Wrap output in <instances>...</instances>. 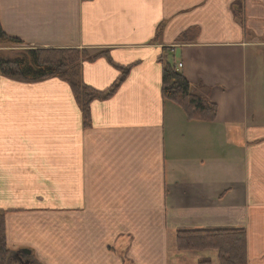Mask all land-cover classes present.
<instances>
[{
  "label": "crops",
  "instance_id": "1",
  "mask_svg": "<svg viewBox=\"0 0 264 264\" xmlns=\"http://www.w3.org/2000/svg\"><path fill=\"white\" fill-rule=\"evenodd\" d=\"M0 26L16 50L107 51L81 64L98 91L131 65L88 126L67 82L0 76L5 264H219L177 249L197 228L244 229L264 264V0H0ZM167 56L214 122L162 98Z\"/></svg>",
  "mask_w": 264,
  "mask_h": 264
},
{
  "label": "trees",
  "instance_id": "2",
  "mask_svg": "<svg viewBox=\"0 0 264 264\" xmlns=\"http://www.w3.org/2000/svg\"><path fill=\"white\" fill-rule=\"evenodd\" d=\"M236 4V3H235ZM234 6V5H233ZM187 36L182 34L179 41ZM19 39L7 36L0 26V46L20 44ZM99 57L108 58L107 51L90 54L85 49H25L15 58L6 59L0 54V75L24 82H36L58 78L68 83L77 99L83 115V123L89 125V105L93 100L105 99L114 94L125 79L131 65L118 67L119 76L105 90L98 91L81 80V64ZM161 94L165 101L178 106L189 121L214 122L216 105L204 100L191 89L187 79L169 63L160 60ZM176 244L179 251H217L219 264H246L245 230L239 228H197L178 230ZM10 250L5 239V211L0 210V264H4ZM198 264H210L209 260Z\"/></svg>",
  "mask_w": 264,
  "mask_h": 264
},
{
  "label": "rangeland",
  "instance_id": "3",
  "mask_svg": "<svg viewBox=\"0 0 264 264\" xmlns=\"http://www.w3.org/2000/svg\"><path fill=\"white\" fill-rule=\"evenodd\" d=\"M13 47H15V46H13ZM5 48H8V47H2L1 50H4ZM253 69H255L257 72L264 73V66H262V65L259 66L258 68H257V65H255L253 67ZM256 80H257V78H256ZM257 85L261 91H264V79L263 78L258 77Z\"/></svg>",
  "mask_w": 264,
  "mask_h": 264
},
{
  "label": "water",
  "instance_id": "4",
  "mask_svg": "<svg viewBox=\"0 0 264 264\" xmlns=\"http://www.w3.org/2000/svg\"><path fill=\"white\" fill-rule=\"evenodd\" d=\"M23 253H27V254H29V252L28 251H22Z\"/></svg>",
  "mask_w": 264,
  "mask_h": 264
}]
</instances>
